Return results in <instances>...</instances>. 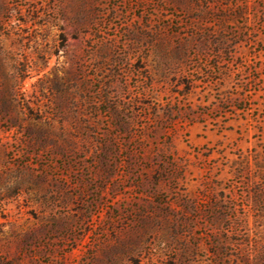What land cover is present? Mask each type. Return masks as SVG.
I'll list each match as a JSON object with an SVG mask.
<instances>
[{
  "label": "rangeland",
  "instance_id": "rangeland-1",
  "mask_svg": "<svg viewBox=\"0 0 264 264\" xmlns=\"http://www.w3.org/2000/svg\"><path fill=\"white\" fill-rule=\"evenodd\" d=\"M0 264H264V0H0Z\"/></svg>",
  "mask_w": 264,
  "mask_h": 264
}]
</instances>
